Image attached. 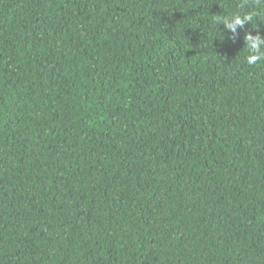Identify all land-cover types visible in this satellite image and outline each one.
Listing matches in <instances>:
<instances>
[{
	"label": "trees",
	"instance_id": "1",
	"mask_svg": "<svg viewBox=\"0 0 264 264\" xmlns=\"http://www.w3.org/2000/svg\"><path fill=\"white\" fill-rule=\"evenodd\" d=\"M241 3L0 0V264H264Z\"/></svg>",
	"mask_w": 264,
	"mask_h": 264
},
{
	"label": "clouds",
	"instance_id": "2",
	"mask_svg": "<svg viewBox=\"0 0 264 264\" xmlns=\"http://www.w3.org/2000/svg\"><path fill=\"white\" fill-rule=\"evenodd\" d=\"M248 3V0H242L240 8H244ZM257 4H264V0H257ZM260 13L256 10L247 12H235L231 15H225L223 17L216 18V22L223 25V27L233 34L236 33L237 28H243L245 23L252 25L254 18H257ZM245 46L247 49V56L245 62L249 66H255L260 61H264V37L259 32L255 36L251 33H247L244 37Z\"/></svg>",
	"mask_w": 264,
	"mask_h": 264
}]
</instances>
